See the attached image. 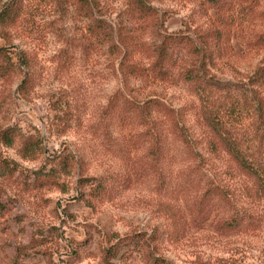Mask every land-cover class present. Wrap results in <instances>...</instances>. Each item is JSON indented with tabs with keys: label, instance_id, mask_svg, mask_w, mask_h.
I'll list each match as a JSON object with an SVG mask.
<instances>
[{
	"label": "rangeland",
	"instance_id": "rangeland-1",
	"mask_svg": "<svg viewBox=\"0 0 264 264\" xmlns=\"http://www.w3.org/2000/svg\"><path fill=\"white\" fill-rule=\"evenodd\" d=\"M10 1L19 13L0 24V47L17 68L0 76V133L18 134L0 142V264H264V197L209 151L179 75L195 67L218 89L244 87L264 64V0H143L147 14L132 0H98L91 16L82 0H0V13ZM159 49L174 61L161 65ZM133 60L156 63L161 78L132 72ZM23 142L39 144L36 158ZM39 170L56 181L35 182ZM215 185L212 216L194 222L191 206ZM165 204L186 217L178 240ZM232 217L238 230H217Z\"/></svg>",
	"mask_w": 264,
	"mask_h": 264
},
{
	"label": "trees",
	"instance_id": "trees-1",
	"mask_svg": "<svg viewBox=\"0 0 264 264\" xmlns=\"http://www.w3.org/2000/svg\"><path fill=\"white\" fill-rule=\"evenodd\" d=\"M82 1L88 12L87 15L91 16L98 0ZM209 1L211 2V0H207V2ZM131 9L141 14H147L149 11V7L143 0H132ZM18 13L19 5L10 1L0 13V24L15 20ZM178 40V36L168 34L164 38V43L168 46H179ZM258 43L264 45V35L259 37ZM158 51L159 61H163L161 65L174 61L173 57L164 56L163 50L159 49ZM131 52L129 51L130 54ZM13 54L9 49L0 47V76L4 78H8L17 68ZM17 59L21 61L18 53ZM155 65L156 63L152 64L148 70H144V67H140L138 62L133 60L129 69L132 72L142 73L146 77L150 74L154 79H160L162 73L159 69H155ZM179 75L198 101L199 115L205 128L206 143L209 151L215 156L223 153L228 161L236 167L238 173L251 182L250 187L245 185V193L264 197V162L257 157L256 147L252 144L257 141L264 146V64L257 66L252 74L247 77L246 86L243 85L244 87L237 90L218 89L214 85L209 84L195 67H181ZM219 90L220 92L218 93ZM150 104L167 114L169 113L168 111H171L169 107L158 100H153ZM249 129L253 133H250L251 135L248 138ZM17 134L15 127H8L0 133V142L12 144ZM40 150L38 143L33 145L27 142H23L21 149L23 153H26L25 155L30 156L32 159L38 156ZM3 167L8 170L7 166ZM57 176L58 172L54 170L49 172L39 170L35 172V182L39 181L43 184L54 183ZM112 184L118 186L122 183L116 177H113L111 178ZM94 191L99 196L100 193H106L108 187L100 184L94 188ZM217 195H223V189L215 185L213 188L207 189L193 203L190 215L194 214L192 219L194 222L209 220L216 206ZM164 210L171 223L170 236L172 239L178 240L183 236L188 225L186 217L169 204L164 205ZM241 224L242 220L240 218L232 217L229 219L219 218L215 226L217 230L227 232L238 230ZM111 247L109 248L111 249ZM110 249H107V251L110 252ZM162 263L164 264L165 262L162 260Z\"/></svg>",
	"mask_w": 264,
	"mask_h": 264
}]
</instances>
